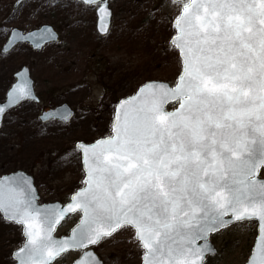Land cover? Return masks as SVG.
<instances>
[{"label":"water","instance_id":"obj_1","mask_svg":"<svg viewBox=\"0 0 264 264\" xmlns=\"http://www.w3.org/2000/svg\"><path fill=\"white\" fill-rule=\"evenodd\" d=\"M81 1L100 3L96 30L106 35L110 0ZM175 27L172 43L183 61L177 83L146 82L117 103L111 136L77 143L85 186L67 203L39 204L25 171L0 178V211L25 237L15 264H54L127 224L146 250L143 264H203L217 252L210 235L244 220L259 223L246 264H264V0H190ZM58 39L49 24L13 28L2 51L20 43L41 50ZM15 78L0 101V128L20 103L39 101L28 66ZM74 115L62 103L40 118L69 123ZM77 212L70 234L56 236ZM71 264L103 261L90 248Z\"/></svg>","mask_w":264,"mask_h":264},{"label":"rangeland","instance_id":"obj_2","mask_svg":"<svg viewBox=\"0 0 264 264\" xmlns=\"http://www.w3.org/2000/svg\"><path fill=\"white\" fill-rule=\"evenodd\" d=\"M0 0V101L27 65L39 102L27 100L12 109L0 129V177L18 170L34 178L40 203L66 202L85 185L78 142L112 135L117 102L150 80L174 85L182 59L172 43L174 25L189 0H111L113 17L106 36L96 31L98 4L77 0ZM43 24L60 34L57 42L34 50L28 43L2 49L11 29L30 31ZM66 102L75 110L69 123L43 122L42 111ZM264 178V169L261 172ZM80 213L69 216L57 234H69ZM257 223L246 221L211 235L217 248L205 264H245ZM24 243L22 226L0 212V264H14L13 252ZM104 264H142L145 250L130 225L93 247ZM82 251H69L55 264H70Z\"/></svg>","mask_w":264,"mask_h":264},{"label":"bare ground","instance_id":"obj_3","mask_svg":"<svg viewBox=\"0 0 264 264\" xmlns=\"http://www.w3.org/2000/svg\"><path fill=\"white\" fill-rule=\"evenodd\" d=\"M167 111H170V110H167ZM239 223H243V222H242V221H240ZM180 245H181V246H183V247L185 246V247H184L185 249H186V248H189V246H188V244H187V243H184V244H183V243H181Z\"/></svg>","mask_w":264,"mask_h":264},{"label":"flooded vegetation","instance_id":"obj_4","mask_svg":"<svg viewBox=\"0 0 264 264\" xmlns=\"http://www.w3.org/2000/svg\"><path fill=\"white\" fill-rule=\"evenodd\" d=\"M85 5H90V4H85Z\"/></svg>","mask_w":264,"mask_h":264}]
</instances>
